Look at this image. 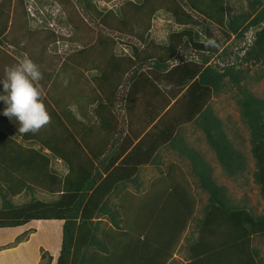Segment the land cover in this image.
I'll use <instances>...</instances> for the list:
<instances>
[{
    "label": "rangeland",
    "instance_id": "1",
    "mask_svg": "<svg viewBox=\"0 0 264 264\" xmlns=\"http://www.w3.org/2000/svg\"><path fill=\"white\" fill-rule=\"evenodd\" d=\"M249 1L227 0L228 7L225 12L229 11L231 15L246 11ZM190 4H194L197 10L192 9ZM46 7L51 9L53 14L45 11ZM205 8L221 14V11L217 10L218 5L215 0H34V3L31 4L27 0L26 3L24 0H19L13 7L9 0H0V79L5 76L9 67L13 66L19 59L27 56L38 65L42 72L43 78L39 81V85L43 89V100L46 107L53 103L52 101H54L57 113L69 112L65 109L68 107L72 111L67 114L70 123L80 124V121H83L92 127H99L101 132L104 131L103 123H101L102 119L106 121L112 120L113 125H108V127H111L109 133L112 137H116L115 139H120L122 133L130 126L125 123V121L128 122V115L126 116L125 112H123L121 117H119L117 115L119 110L116 109L115 111V103H110L107 97L116 95V89H119L117 91L120 92L127 89L128 84H125V82H128L129 77L136 69L153 68L154 64L160 62L156 60L153 64L152 59L149 62L143 61L142 64L140 56L136 57L138 52L132 51V46L138 45L139 40L141 42L150 40L155 45H159V42L169 44V39L171 38L173 41L179 36V31L182 34L188 33L186 30L189 28L202 31L201 26L205 17H202L201 14ZM10 9L15 13L11 15ZM175 11L178 12V15H175ZM186 13L193 16V22L190 25L186 21ZM104 16H107L108 21L104 22ZM185 22H187L186 25L182 24ZM212 28L215 36L221 39L224 46H226L227 52L229 53L230 51L225 61L228 63L235 62L237 49L243 45L248 46L247 44L253 40L255 31L247 33L245 39H238L235 36L225 39L220 28L217 26ZM187 37H189L188 34ZM190 48H192V45H189ZM189 49L183 48L181 51L179 50L180 52H185L171 59L166 64L165 69L179 63L182 59H192L198 62L200 58L196 51L197 48ZM129 54L134 55L137 59L136 63L141 65L134 63ZM242 54L243 52H240L239 55ZM162 58L164 60L167 56L162 54ZM217 59L214 56L211 60L212 64H216L218 62ZM131 65H133L131 70H128L127 67ZM239 67L243 70H249V79L247 82L245 81L248 90L264 99V63H244ZM189 68L187 71H189ZM192 69L193 66L191 67ZM179 71L181 73L184 70L179 67ZM125 73L128 80H124L126 77ZM259 76H263V78L258 79ZM189 77L184 80V85L189 83ZM117 83L119 84L115 88ZM181 89L177 88L178 91ZM238 95L239 89L235 84H232L227 91L217 96L211 94L207 99L206 106L212 107L215 115L221 120L223 129L228 137L250 159V134L248 126L243 123L240 117L236 98ZM101 97L103 99L102 104H108L110 107L102 105L103 107L101 108L100 106L102 112L100 125H91L96 118L94 110L98 105H101ZM136 105L132 116H135L136 119H141L143 115V112L140 111L142 98L136 102ZM3 107L5 105L1 101L0 110ZM157 107H164V100L159 98ZM103 113H107V116H103ZM50 116L54 117V113L50 114ZM122 116H125V118H122ZM117 117L124 121L121 120L119 122ZM2 120L0 119L1 148L12 151H16L15 149L17 148L21 153L27 151L35 158L34 162L38 163L39 169H42L41 173H43L37 176L32 174V177H39V182L33 185L34 193L32 187H28L29 189L22 187L23 193L16 196L12 202L22 204L31 200L32 196L44 201L54 200L59 193L58 185L59 189L62 188L64 177L69 172L68 168L66 169L67 171L61 170V162L55 161L58 157L52 152L46 153L50 158L45 154L42 156V151H44L46 146L40 145L39 147L38 143H27L28 141L26 142L21 136L18 128L14 127L15 124H18L15 117L12 120ZM168 120L177 121L172 112H168L165 116L164 121ZM51 122L54 125L48 123L40 129L41 134H46L47 139L54 136L58 145L68 140L64 149L60 148L59 151H64L68 155L77 153L79 163L92 159L98 165L104 159L107 160L108 157L110 160L111 154L118 150L116 145H112V147L107 149L106 155L103 154L96 157L94 152L106 149V139L100 142V136L89 133V142L85 141L84 143L82 140L75 138V126H71L72 128L64 127L61 115ZM116 125L118 126L117 129L112 132ZM134 125H140V122ZM119 126L123 128L121 132ZM170 126L173 127V125H162L161 128L165 130ZM184 128H180L181 134H185L186 142L197 151H200L210 162L217 184L227 187V194L235 203H244L246 200L257 213H263L264 199L260 193V186L253 177L255 170L254 161L248 160L246 170L243 173L229 176L218 164L214 152L211 151L206 142L204 134L194 125H184ZM69 130L74 137L68 133ZM90 131L95 132V130ZM116 131H119L118 135ZM98 132L100 131L98 130ZM152 132L153 134L159 133L160 126L153 128ZM186 133L189 134L186 135ZM111 136L110 140L116 142L117 140H114ZM3 154L4 152H0V161ZM155 157L161 163H150L147 165V169L144 168V171L143 166L138 168V177L142 183L141 189H137L138 187L133 183H128L127 190L121 193L117 199H113L119 210V216L117 217L119 225L125 232L130 234L139 232L137 225L139 223L143 224V217L150 208L149 205H151L154 198L161 195L160 189L165 186L168 188L169 184L176 179L187 189L192 207L190 214L193 219L197 220L202 217L203 206L207 202V194L200 189L195 177L191 174L187 156L180 155L179 151L168 149L164 146L157 152ZM50 160L51 162H49ZM0 165L5 167L7 164L0 162ZM14 167L16 170L14 169L13 176H20L21 169L17 171V167ZM2 171L0 170V174L5 177ZM143 173L145 174L144 177ZM47 174H62L64 177H57L53 183L52 180L47 179ZM72 175L73 180H76L77 172H73ZM14 179L16 180L17 178ZM185 179L187 181L186 184ZM52 188L58 192L53 191ZM169 189L173 190L172 187ZM2 203L3 200L0 197V208ZM141 211H143V216L140 214ZM99 219V233H106L110 236L108 238L109 241L106 237L109 245L113 243L110 244V238L113 241L116 239L118 243L120 239L122 241L126 240V237L121 235L124 231L118 230L113 226L109 216L101 215ZM163 220L160 219L158 223L163 225ZM194 224L195 222L192 221L182 236L181 244L177 246V249L174 250L169 258L166 256L161 264H181L188 260L189 251L185 238H190L191 236L195 238L199 235V230L195 228ZM58 226L57 222H43L41 226L37 221H33L25 227L19 228L17 232L11 229L7 230L8 237L5 235L6 239H0V247L10 243L13 247L6 250L0 249V264H46L48 257H42L44 250H47L53 256L51 264H56L62 236V228ZM55 230L59 232L55 233ZM158 232H160L159 235L166 236L164 229ZM254 244L260 247L264 258V243L262 239L256 238ZM101 263L104 264L102 260H100L99 264Z\"/></svg>",
    "mask_w": 264,
    "mask_h": 264
},
{
    "label": "trees",
    "instance_id": "2",
    "mask_svg": "<svg viewBox=\"0 0 264 264\" xmlns=\"http://www.w3.org/2000/svg\"><path fill=\"white\" fill-rule=\"evenodd\" d=\"M215 2L218 5L217 10H220L221 14L207 8L203 9L201 16H204L205 19L203 18L202 31L188 29L189 31L186 30L188 33L185 34L179 31L178 38L176 37L173 41L170 38L169 44L158 41L160 44L155 45L150 40V42L142 41L143 52L150 49L149 53L155 54L154 57L160 61L163 59L162 54L171 58L176 53L177 56L183 54L185 51L180 52L181 49L187 48L188 50L189 45H192L193 49L197 48L196 51L200 58L198 62L192 59H182L176 65L177 68L182 69L185 67L187 69L188 66L195 68L194 72L185 71L180 78L181 86H183L186 77L190 76L189 81L191 83L187 90L192 92L194 105L193 113H189L190 116L196 112L200 114L195 121L197 125L194 126L204 134L218 164L229 176L243 173L246 170L248 160L254 161L253 177L260 186V193L264 199V99L248 90L245 81L247 82L249 79V70H243L239 67L244 63H264V0H250L246 11L231 15L229 11L225 12L228 7L227 0H215ZM190 7L197 10L194 4H190ZM174 13L178 15V12L175 11ZM186 15V21L190 25L193 22V16L188 15V13ZM103 18L104 22L108 21L107 16ZM187 22L182 24L186 25ZM216 26L220 28L225 39H230L233 36L238 39H245L247 33L255 30L253 40L247 44L248 46L243 45L237 49L235 62H225L230 51L228 53L221 39L215 36L212 27ZM209 40L215 41V46H209L207 43ZM141 47L142 45L132 46V51L139 53ZM158 50L159 54L157 53ZM240 52L243 54L239 55ZM138 53H136V57L140 56L137 55ZM214 56L218 58L216 64H212L211 61ZM129 57L134 63L137 62L134 55L130 54ZM145 58L144 54L143 61ZM167 63L168 60H165L163 65L161 62L158 64L164 67ZM158 64L156 66L159 68ZM137 71L136 69L135 72ZM125 78L128 80L127 76ZM261 78L263 76L258 77V79ZM143 79H146L144 73L141 74V77L132 74L128 80L130 87L126 109L131 114L128 118H131L129 119L130 123H128L130 127H127L132 134L141 132V126L133 124L136 118L132 116V113L135 111L136 102L143 95L144 87L148 83V78L145 81H142ZM151 84L154 87L155 85L158 86L155 83V85ZM151 84L147 85V90L151 93L145 90L144 93L148 95V99L155 100L158 97L154 96L155 92ZM232 84H235L239 89V95L236 98L240 116L248 126L250 134V159L228 137L221 120L215 115L212 107H205L204 105L211 94L217 96L227 91ZM111 93L113 92L111 91ZM113 96L107 97V100L112 104L114 103ZM102 100L101 97L98 112L103 106H108V104H102ZM52 102L54 103V101ZM144 104L142 102L141 107L145 109L146 116L151 114L153 110L158 111L159 107H149L152 108L151 111ZM150 106L152 105L150 104ZM65 109L69 112L63 113L68 116L67 114L72 111L68 107ZM54 113V116L58 118V113L55 111ZM101 113H99V117L96 115L97 123L100 122ZM103 116H107V113H103ZM144 119L141 117V119L136 120L141 122ZM108 122L104 119L101 121L104 124ZM63 123H65L64 119ZM73 124L72 127L75 126V123ZM103 126L106 128L104 131L109 138L111 127ZM14 127L19 128V123L15 124ZM79 127L77 130L75 126L77 135H85L90 128L87 125H79ZM115 127L112 132L118 126ZM181 127L184 128L183 125H173V127L170 126L159 133H154L153 135L156 136L146 145L142 140L131 147L130 151H128L130 141L127 140L121 148H116L119 150H115L116 152L111 154L110 160L109 157L107 160L104 159L98 163L99 166L92 159H86L87 161L79 163L77 153L68 155L64 151H59L60 148L64 149L68 140L58 145L54 136L53 138L48 136L50 139H47L46 134H41V130L36 133H20L25 140L36 137L41 142H55L56 144L52 146L53 154L62 157L69 170L65 177L62 176L64 182L61 189L56 183L59 193L54 200L44 201L32 196L31 200L22 204H15L12 201L16 196L23 193L22 187L33 188V185L39 182V177H32V174L42 175V169H39L38 163L34 162L35 158L31 155L26 157L27 151L21 153L17 148L16 151L3 149L1 148L2 143H0V152H4L0 162L7 164L5 167L0 165V170H3L5 175L4 177L0 174V197L3 200L0 208V228L23 226L33 220H61L62 236L56 264H99L100 260L104 264H161L165 257L169 258L177 246L181 244L183 234L194 221V226L199 230V235L195 238L193 236L185 238L189 255L188 260L181 264H264L261 249L254 244L258 237L264 243V212L257 213L246 200L244 203L233 201L227 194V187L217 184L210 162L200 151L186 142L185 134H181ZM122 129L119 126L120 132ZM68 133L74 137L70 130ZM116 133L118 135L119 131ZM188 134L186 133V135ZM111 138L116 140V137L111 136ZM105 146V150L100 149L94 152V155L96 157L106 155L108 146ZM164 146L168 149H175L179 151L180 155L189 158L191 174L195 177L200 189L207 194V202L203 206L202 217L197 220L191 217L192 207L187 189L176 179L173 181L174 183L169 184L168 188H166L167 186L163 187L161 195L153 199L149 205L150 208L143 217V224L137 225L139 232H136L137 234L125 232L119 225L117 219L119 210L113 199H117L121 193L127 190L128 183H133L138 187L137 189H141L142 183L137 171L139 167L147 163V158L143 154L146 153L155 162L157 152ZM5 147L7 148V146ZM121 156L123 157L119 161ZM14 166L17 167V171L19 169L22 171L18 177L13 176L14 169L16 170ZM73 172H77L76 180H73ZM57 177L61 178L57 175H51V180H56ZM13 178L17 179L13 180ZM52 182L55 181L52 180ZM171 187L173 190L169 189ZM34 191L33 188V193ZM140 214L143 216V211ZM101 215L109 216L113 226L124 231L121 235L126 237L125 241L120 239L118 243L116 239L114 242L110 238V244L113 243L112 245L108 244L106 237L108 240L110 236L106 233H99ZM96 218L98 219L96 220ZM160 219H164L163 225L158 223ZM161 229L166 231V236L159 235L160 232L158 231ZM42 257H48L46 264H51L53 261V256L47 250L42 252Z\"/></svg>",
    "mask_w": 264,
    "mask_h": 264
},
{
    "label": "crops",
    "instance_id": "3",
    "mask_svg": "<svg viewBox=\"0 0 264 264\" xmlns=\"http://www.w3.org/2000/svg\"><path fill=\"white\" fill-rule=\"evenodd\" d=\"M18 1L19 0H9V2H10L12 7ZM24 1L26 3V0H24ZM27 1H28L29 4L34 3V0H27ZM10 11H11L10 12L11 15L13 13H15V12H12V9H10ZM157 40H159V38H157ZM160 41H162V40H160ZM138 45H142L141 50L139 51L140 58L142 59V64H143V55L144 54L146 56L145 61L149 62V61H151L153 59L152 63L154 64V62L156 60H158L157 58L154 57L155 54H150L149 51H144L143 52V43L140 40H139ZM176 56H177V53L174 56H172L171 58L168 57L165 60L166 61L168 60V62H169L171 59H173ZM165 60H160L162 65H163V62H165ZM158 63L159 62H157V64ZM136 64L141 65L140 63H136ZM157 64H154L153 68H139V69H137L138 70L137 72L133 71V74L136 75L137 77H141V74L144 73L146 79L148 78L147 85H149L151 83H153V85H155V84L158 85V86L155 85V87H154L151 84V86L153 87V90L155 92L154 96L158 97V98H155V100H153L152 98L148 99V95L146 93H144V90L146 92H149L147 90V85L144 87L143 95L140 94L143 104L145 103L144 105H146L148 108L149 107L156 108L158 99L161 98L162 100H164V107H162V108L159 107L158 111H155V110L152 111V108H149L152 111L151 114H149L150 116L149 115L146 116L145 113H144L145 109H143V107L140 106V111L143 112L142 118H145L144 121L140 122V126H143L142 128H140L141 132H139L137 134L136 133L132 134V133H130V129L127 128L125 133L122 135V137L120 139H116L117 141L115 142V144H113V142L110 140V137L107 138V133L105 131L101 132L99 127H92L90 125H87L83 121H80V124L87 125L88 127H90L89 128L90 130H95V132L94 131H90L88 129L87 133L85 135H77L75 133V138L79 139V140H82L84 143H85V141L89 142V140H88L90 138L89 137V133H92L94 135H98V136L101 137L100 142H102L104 139H106V145L108 146V148L112 147V145H114V146L116 145L117 148H121L123 143L125 144V142L127 140H129L130 141V145H129L128 151H130L131 147H134L136 144H138L142 140L145 142L144 145H146V143L151 141L153 139V137L156 136V135H153L154 131L152 132V130H153V128L154 129L157 128L158 125L160 126V131H162V128H161L162 125H183V126L184 125H197L195 121L198 119V116L200 115L199 112H196V113H194V115H191V116H190V113H189V112L193 113L192 109H193V105H194L193 96L191 95L192 92H189L188 91L189 89L187 90V88L190 85L191 81H189L188 84L185 83V85H183V86H181V82H180V78L183 76L181 73H185V71H187L188 68L187 69H186V67L183 68L184 71L180 73L179 68L176 67V65L178 63L174 64L173 66L168 67L166 69H165V66L162 67L159 64H158V66H159V68H158L156 66ZM133 65H134V63H133ZM133 65H131L130 67H127L128 70L129 69L131 70ZM188 67H190L188 72H194V70H195L194 66H193L192 70H191L192 66H188ZM140 72H143V73L140 74ZM125 75L127 76L126 73H125ZM146 79H143L142 81H145ZM124 80H126V78ZM126 83L128 84L127 89H125L123 91L121 90V92L117 91L116 95L113 96L114 103H115V111H116V109L119 110L118 114H117L119 117H121L123 112H125L126 116L127 115H128V117L130 116L129 110L126 109V102H127V96L129 94L130 83H128L127 81L125 82V84ZM117 84H119V83H117ZM120 88H121V86H120ZM177 88H182V89L180 91H178ZM117 90H119V89H117ZM149 93H151V92H149ZM102 95L105 96L104 94H102ZM138 100H140V98ZM206 103H207V100L205 101V104H204L205 107H206ZM53 104L54 103L49 104V106L47 105L48 106L47 109H48V111H49V113L51 115L54 113V111L56 112V110H55L56 107ZM150 104L152 106H150ZM108 107H110V105H108ZM148 108H147V110H148ZM98 110H99V105L94 110V114L99 117V113L101 111L98 112ZM168 112H172V115L174 117H176V119H177L176 122H173L171 120L164 121V118H165V116L167 115ZM0 113H2L1 110H0ZM58 113H59V115H61L63 117V119L65 121V123H63L65 125L64 127L72 128L71 125H74V124L70 123L69 116H66L63 112H61V113L58 112ZM122 118H125V116H122ZM0 119L1 120L2 119H8L9 120L10 118L0 114ZM56 119H57L56 116L51 117V120H50L49 124L54 125V123L51 122V121H54ZM112 119H113V116H112ZM118 119H119L118 120L119 122L122 120L121 118H118ZM129 119L130 118H128V122L125 121L126 124L130 123ZM96 120L97 119L95 118V121L94 120L92 121V123H93L92 125H100L99 122L97 123ZM122 121H124V120H122ZM136 122H137V120L135 119V121H133V124L136 123ZM79 125L75 124V126L77 127V130H79V128H80ZM102 125H113V121L110 120L107 124L103 123ZM98 130L100 132H98ZM109 135H110V133H109ZM25 141L26 142L28 141L27 143H30V142L38 143L39 147H40V145H42V146L44 145V147L46 146L44 148V151H42V154H45L47 157H48V155L46 153H48V152H52L53 153L54 150H53L52 146L56 144L55 142H52V141L41 142L36 137H32V138L27 139ZM35 145H37V144H35ZM118 152H120V151H118ZM143 152H144V150H143ZM28 155H30V153H27L26 157ZM143 156H145L147 158L146 159L147 163H144V165H143V171H144V168H146L148 164L153 163L154 161L151 160L152 157H148V155L146 153L143 154ZM122 157L123 156H121V158H119V161H120V159H122ZM48 158H50V156ZM55 161L61 162V163L63 162V164L60 163V165L62 167L64 166L63 168L62 167L60 168L61 170H66L68 168L66 164L64 165L65 162H64V159L62 157L59 156L58 159H56ZM160 161H162V160L160 159ZM49 162H51V160ZM154 163L159 164L161 162H159V160H157V158H156ZM54 175L56 176L57 174H54ZM144 175L145 174L143 173V177H144ZM57 176L62 177L63 175L62 174H58ZM46 177H47V179L51 180V174H47ZM52 180H55V179H52ZM52 189H53V191L58 192L56 189H54V188H52ZM161 189H160V191H161ZM33 221H37L38 223H40L41 226H42L43 222H48V223L49 222H57V224H59V226L62 227V221L61 220H33ZM33 221H31V222H33ZM29 223H27V224H25L23 226H18V227L0 228V239H6V236L8 237V231L10 229L14 230L15 232H17V230L19 228L25 227ZM5 230H6V232H5ZM58 232L59 231L55 230V233H58ZM53 245H55V244H53ZM10 247H13L11 243L6 245V246H1L0 249L1 250H3V249H5V250L6 249H11ZM59 250H60V248H59Z\"/></svg>",
    "mask_w": 264,
    "mask_h": 264
},
{
    "label": "clouds",
    "instance_id": "4",
    "mask_svg": "<svg viewBox=\"0 0 264 264\" xmlns=\"http://www.w3.org/2000/svg\"><path fill=\"white\" fill-rule=\"evenodd\" d=\"M44 10L53 14L47 7ZM207 43L209 46H215L213 40ZM42 78L38 65L25 56L9 67L5 76L0 79V101L5 105L0 114L11 120L15 117L20 125V133H36L51 120L43 100V89L39 85Z\"/></svg>",
    "mask_w": 264,
    "mask_h": 264
}]
</instances>
